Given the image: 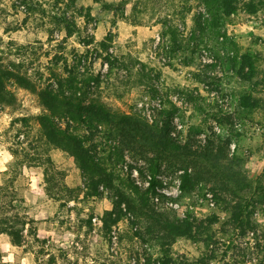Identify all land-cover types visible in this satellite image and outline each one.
Instances as JSON below:
<instances>
[{
	"label": "rangeland",
	"instance_id": "obj_1",
	"mask_svg": "<svg viewBox=\"0 0 264 264\" xmlns=\"http://www.w3.org/2000/svg\"><path fill=\"white\" fill-rule=\"evenodd\" d=\"M234 6L215 19L205 0H0V63L30 83L8 80L0 100V149L9 158L0 214L25 228L2 262L264 264V0ZM52 72L99 78L86 97L65 95L131 117L87 129L83 145L108 175L85 170L46 135L40 93L57 88ZM244 94L257 107L245 108ZM126 125L150 128L145 144H175L180 157L126 147L118 133ZM226 141L219 165L233 188L201 176L183 192L182 159H203L211 142ZM238 200L252 204L249 228L233 212ZM166 215L191 222V236L164 230Z\"/></svg>",
	"mask_w": 264,
	"mask_h": 264
},
{
	"label": "trees",
	"instance_id": "obj_2",
	"mask_svg": "<svg viewBox=\"0 0 264 264\" xmlns=\"http://www.w3.org/2000/svg\"><path fill=\"white\" fill-rule=\"evenodd\" d=\"M205 2L209 6V8L215 9V19H219L221 16L230 15L233 12L235 8L234 3L237 2V0H205ZM108 38L109 36L107 37V39ZM244 57L245 61L250 66V73L252 77L255 70L254 61L252 60L250 55H245ZM51 74L55 75L57 79V88L50 89L49 87H47L43 92L40 93V96L42 100H44L45 106L47 108V112L43 113V115L40 116V123L46 135L55 145L71 151L72 154L81 162V165L85 170L96 174V176H98L99 178L103 177L104 175H108L107 171L102 166L103 163L96 161L90 155L89 150L83 145V141L88 140L90 137L86 133L88 131L87 129L94 128L96 123L119 126L120 121H118V119H121L124 122L131 117L123 115V117L119 118L120 115L110 112L105 108V106L98 102H91V104H89L88 106L82 105L80 100L82 98H70L65 95L66 90H69L72 94L80 92V94L82 95L81 97H86L88 93L87 88L90 85V81L96 80V78L88 76L82 79V84H80L81 81H77V76H58L54 72H52ZM10 79L15 80L21 86L30 88V83L25 77L11 70H8L3 66V64L0 63V100L2 102L7 101V99L5 98L6 92L3 86H5L6 82ZM96 81L99 82V78ZM57 98H63L64 104L56 103ZM251 98L252 97L250 95H242L240 98L241 104L248 109L257 107L256 100H252ZM56 117L66 119V124L68 126L67 129L63 130L54 127L52 119ZM133 128L135 127L132 125H126V128H124L123 131L118 132L119 136H121L122 140L125 142L126 147L136 148L142 153H144V151H153L159 156V159L162 157L161 155H166L164 152H169L174 156L180 157L181 151H179V147L175 146L174 143V146L171 147H167L163 144H145L141 139H143L142 136H145L147 138L145 140H148V136L150 135V133H152L150 128L146 130H141L139 128H135L134 130ZM110 134H113V132H110ZM227 143L228 141L219 144L211 142L209 148H206V150H210V152L204 151L202 154L203 159H199V157H191L189 155H186L182 159L183 162H185L184 167L186 168L185 174L183 175L182 184L180 186L183 192H190L194 188V181L198 180V178H200L201 176L205 177L206 179H213L215 184L218 185L221 189L231 190L233 188L229 185V183L226 182L224 178V176H226L227 174V170L223 171L219 165L223 149L225 147V144ZM213 147L217 148L216 152L211 151ZM210 153L212 160H214L212 164L208 163L210 162L211 158H205L208 156V154L210 155ZM119 157L123 159L122 154L119 155ZM150 160L155 163L156 161H158V158H152ZM190 165H194L193 173L192 171L188 170V167ZM124 183L133 190L140 192L138 187L131 181L124 179ZM3 189L4 187L1 186L0 195L3 194ZM239 190L240 189L238 188L233 189L236 195L239 194ZM236 203L237 204H235V206H232L236 219L241 223L245 221L247 228L251 227V224L249 222L251 211L249 210V207L252 204H250L248 201H245L243 203L240 200H238ZM2 207L3 206H0V211L3 210ZM112 213V211L108 212V214L110 215ZM160 217L162 218L163 216ZM117 220L114 221L116 222ZM156 220V217L153 218V221L157 222L158 220ZM162 220V223L164 224V230L166 229L170 235L191 236L193 228V224L191 222H178L173 218H170V216L168 215L164 216ZM27 223L28 222H22V224L24 225ZM9 224L10 219L7 218L5 214H0V233H7L14 245L21 246V233L25 230V228L21 230L19 228H16V226H11ZM1 257L2 253L0 251V264H6L2 262ZM163 264H170V260L164 261Z\"/></svg>",
	"mask_w": 264,
	"mask_h": 264
},
{
	"label": "crops",
	"instance_id": "obj_3",
	"mask_svg": "<svg viewBox=\"0 0 264 264\" xmlns=\"http://www.w3.org/2000/svg\"><path fill=\"white\" fill-rule=\"evenodd\" d=\"M7 151L5 148L0 149V187L3 185L7 177V163L9 161L8 155L5 154ZM15 182H17V179H15ZM8 247L14 248L16 246L12 243L11 238L7 233H0V251L2 253V256H5L4 252L9 250Z\"/></svg>",
	"mask_w": 264,
	"mask_h": 264
}]
</instances>
